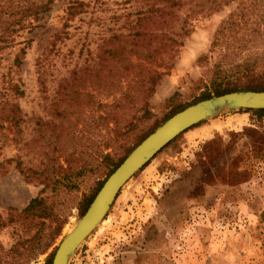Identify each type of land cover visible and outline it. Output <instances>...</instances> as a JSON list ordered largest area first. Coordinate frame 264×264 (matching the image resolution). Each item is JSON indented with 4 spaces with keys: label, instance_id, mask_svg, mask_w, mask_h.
I'll use <instances>...</instances> for the list:
<instances>
[{
    "label": "rangeland",
    "instance_id": "rangeland-1",
    "mask_svg": "<svg viewBox=\"0 0 264 264\" xmlns=\"http://www.w3.org/2000/svg\"><path fill=\"white\" fill-rule=\"evenodd\" d=\"M196 1L191 12L187 0H52L20 24L27 0H0L15 38L0 41V264H47L112 160L198 102L217 71L235 91L264 84V0ZM161 31L178 41L139 58ZM136 62L164 72L143 101ZM146 99L149 117L138 119ZM175 138L124 184L69 264H264V115L225 112ZM19 162L50 171L26 178ZM36 196L45 217L21 213Z\"/></svg>",
    "mask_w": 264,
    "mask_h": 264
},
{
    "label": "water",
    "instance_id": "water-1",
    "mask_svg": "<svg viewBox=\"0 0 264 264\" xmlns=\"http://www.w3.org/2000/svg\"><path fill=\"white\" fill-rule=\"evenodd\" d=\"M264 109V90L212 96L176 112L137 144L106 178L85 213L63 237L51 264H69L78 247L103 221L124 184L180 133L202 120L238 109Z\"/></svg>",
    "mask_w": 264,
    "mask_h": 264
},
{
    "label": "trees",
    "instance_id": "trees-1",
    "mask_svg": "<svg viewBox=\"0 0 264 264\" xmlns=\"http://www.w3.org/2000/svg\"><path fill=\"white\" fill-rule=\"evenodd\" d=\"M12 1H15V0H11V2ZM51 2H52V0H38V1H36V0H27V4L26 5L25 4L21 5V7H22V11H21L22 15L20 16V18L16 22H19L20 24H22V19L24 17H26L28 15V12H30L31 10H32V15L34 16V18H37L39 13L48 11L50 9V3ZM74 2H77V0H74ZM177 3H178V0H176V2H174L173 4H177ZM187 3L191 4L189 10L191 12L195 11V8H196V6L198 4V1H196V0H187ZM74 4L75 3H73L70 6V10L76 8L74 6ZM80 4H81V2H80ZM163 9H164V7L163 8H158V11L159 10L163 11ZM147 15H148V13H145L139 20L151 19ZM2 17L3 16L0 13V41L7 42V43H5L6 45H9L11 43L13 44L15 42V38L14 39L12 37L10 39L8 38V35H9L8 33H9V31H11V29L8 26L10 22L4 21L2 19ZM163 22H167V21H163ZM23 27L24 26L21 25L19 28L22 29ZM13 31L16 32L17 29H12V32ZM184 32L188 33L189 30L186 28ZM139 34L141 35L142 33H139ZM150 35L155 38V43L152 44L149 41L148 44H143L141 46V51L138 53V57L143 59V60H145V61H147L148 59H151V58H153V59L157 58L159 53L164 51L163 50L164 46L170 44V43L167 42L168 39H170L171 42H177L178 41L177 39H175V38H173L171 36L168 37V35L166 33L163 34L162 31L160 33H155V34H150ZM142 41H144V39H141V42ZM27 45H28V43H26V45L21 47L19 52L17 53V56L15 58V64L17 66H21L23 64L22 55H24L26 53V46ZM128 62L132 63L131 59L128 60ZM128 62L126 60V64H128ZM136 64L137 65H141L142 68L145 66V64L142 63V62H136ZM156 66H163V65H161V63H158ZM142 71H143V73L141 74V76L139 78V81L136 82L137 84L135 85V87L138 86V89L140 88V93H139L138 97L142 96V101H143V99H145L148 96H150L151 93L154 91L158 80L164 74V72L161 71L160 69L155 68V67H153V68L150 67V69H148V70H146V68H143ZM223 79H225V74L223 73V71H221V70L217 71L216 75H214L213 79L211 80L212 89L210 88V89H207L206 91H204L201 94L199 100L210 98L213 95H221V94H224L226 92L235 91V90L239 89L237 86H232V85L224 87L223 81H222ZM245 89L264 90V84H256V85L248 84L245 87ZM129 97L132 98L133 96H132V94L129 91H126L125 92V96L122 98L124 104H125V99L129 98ZM121 100L119 99L118 102H116L115 104H112V105L108 104L109 105L108 107L110 108V111H112L117 106L123 105L121 103ZM147 105H148V101L146 99L144 101L143 105H141V108L143 109V112H142V114H140L138 116V119H141V118H144V117H147V118L149 117L147 115V112H148ZM184 108H185V106L182 107V108H178V109L174 110L170 115L167 116V118L171 117L173 114H175L176 112H178V111H180V110H182ZM247 110H250V111L254 112L255 114H257L259 116L264 115V109H247ZM127 126L128 127H127V130H126L125 133L130 131L132 129V127L134 126L133 123H132V120L127 122ZM153 130L154 129H151L150 131H148V133H146L144 136H142V138H140V140L138 142H136V144L134 146L139 144ZM126 156H124L123 158H121L117 162H113V160H112L113 167L110 170L108 175H110L115 170V168L124 160V158ZM107 157L111 158V155L109 154V155H107ZM21 164L22 163L19 162L18 166L21 168V171L25 175L26 178H30V176H36V177L40 178V176H42L44 173L50 171V169H48V167L44 168V169H41V170L38 169V168L28 167L27 168V172L28 173H27L25 171L24 167H22ZM53 173L54 172L51 171V174H53ZM42 180H44V179H42ZM52 181H53V184H54V188L57 187L58 186L57 185L58 179L52 180ZM104 181H105V179L100 182V185H99L98 189L96 190V193L98 192L100 187L103 185ZM49 184L50 183H47L46 186H48ZM76 185H77V183L73 182V183H67L65 186L74 187ZM96 193L94 195H92L90 198H88V200L86 201L85 207H84V211L87 209L88 205L91 203V201L95 197ZM21 213L26 215V216L45 217V216H47L49 214V208H48V206H47V204L45 202L44 197L36 196V197L32 198L24 208L21 209ZM55 250H56V248L50 254V256H49V258L47 260V264H51L53 256L55 254Z\"/></svg>",
    "mask_w": 264,
    "mask_h": 264
}]
</instances>
